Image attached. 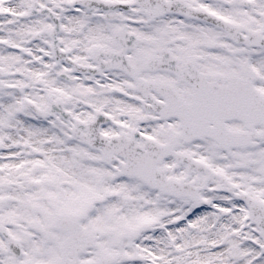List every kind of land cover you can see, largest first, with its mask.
Returning a JSON list of instances; mask_svg holds the SVG:
<instances>
[{
  "label": "snow or ice",
  "instance_id": "snow-or-ice-1",
  "mask_svg": "<svg viewBox=\"0 0 264 264\" xmlns=\"http://www.w3.org/2000/svg\"><path fill=\"white\" fill-rule=\"evenodd\" d=\"M0 264H264V0H0Z\"/></svg>",
  "mask_w": 264,
  "mask_h": 264
}]
</instances>
